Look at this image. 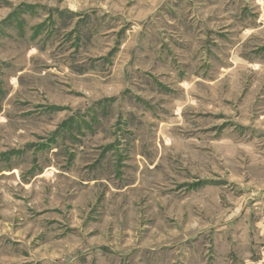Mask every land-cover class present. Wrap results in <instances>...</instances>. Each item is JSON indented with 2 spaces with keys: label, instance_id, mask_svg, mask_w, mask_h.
Masks as SVG:
<instances>
[{
  "label": "rangeland",
  "instance_id": "rangeland-1",
  "mask_svg": "<svg viewBox=\"0 0 264 264\" xmlns=\"http://www.w3.org/2000/svg\"><path fill=\"white\" fill-rule=\"evenodd\" d=\"M0 264H264V0H0Z\"/></svg>",
  "mask_w": 264,
  "mask_h": 264
}]
</instances>
